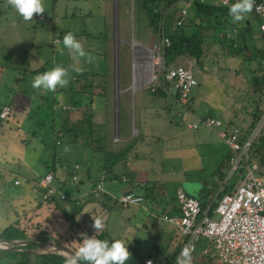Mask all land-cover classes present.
<instances>
[{
	"label": "rangeland",
	"instance_id": "1",
	"mask_svg": "<svg viewBox=\"0 0 264 264\" xmlns=\"http://www.w3.org/2000/svg\"><path fill=\"white\" fill-rule=\"evenodd\" d=\"M43 5L44 19L39 21L33 14V21L25 22L6 3H0V106L4 104L10 109L8 117L0 122V229L18 218L26 220L23 216L28 218L30 226L45 219L41 228L44 226L50 236L54 228L60 227L57 211L52 208L33 210L38 194L32 188L33 183L25 181L41 174L42 163L49 157L40 142V116L53 104L67 107L72 104L71 116L91 123L93 134L101 136L100 141L94 143L101 147V152L87 157L82 150L84 160L93 158V161L91 176L85 180L87 186H80L76 195L84 202L76 214L77 221L94 231L92 220L100 218L110 237L123 239L140 254L151 256H156L150 248L155 243L161 259H167L179 238L176 233L175 239L166 235L174 229L162 220L165 203L161 199L168 194L167 201L176 205L171 197L175 182L190 179L192 189L202 191V196L194 191L196 197L207 201L204 194L210 186L218 192L226 179L229 184H237L242 178L239 171L229 176L228 164L227 167L224 164L229 150L216 134L190 130L186 124L193 116H209L233 121L241 129L243 139L254 131L262 115L252 122L254 98L249 80L262 71L254 57L255 50H262L257 30L261 17L249 12L244 21L233 23L228 15L218 16V20L226 18L233 27L228 37L234 38L238 47L233 50L237 55L229 56L230 51L234 53L230 48L211 43L206 52L207 61L201 68L194 70L192 62L187 61L185 67H191L197 85L190 92L189 103L181 105L173 83L165 87L166 93L160 97L147 91L152 85L150 77L155 74L151 66L153 51L146 39L150 33L145 23L138 21L136 11L132 12L127 0H43ZM180 5H176L177 10ZM70 14L73 17H69ZM203 29L206 34L212 32L215 36L224 31L222 26ZM68 31L92 57L90 61L80 58L82 71L79 73L72 70L74 61L66 50H59L62 45L57 43ZM57 65L68 68L67 86L53 92L32 88L31 81L37 73ZM81 85L83 90L78 94ZM107 87L111 95L105 94ZM117 136L127 140L120 142ZM263 140L264 124L256 133L251 150ZM120 147H124L125 152L114 153L119 152ZM104 151L108 163L122 157L130 163L139 157L135 163L141 167L146 160L150 161L148 172L141 174L151 180L162 176V181L155 185L156 203L150 191L143 189L137 193L142 196L141 204L116 207L110 213L95 202H86L89 182L96 179ZM250 152L248 158L256 161ZM16 180L18 183L14 184ZM162 182L170 185L165 187ZM103 188H111L118 198L126 184L103 183ZM61 191L67 200L73 196L65 189ZM51 241L49 237L43 243ZM203 250L208 256L214 253L211 242L201 238L196 244V257L202 256ZM37 251L49 249L40 246ZM144 258L151 260L148 256Z\"/></svg>",
	"mask_w": 264,
	"mask_h": 264
},
{
	"label": "trees",
	"instance_id": "2",
	"mask_svg": "<svg viewBox=\"0 0 264 264\" xmlns=\"http://www.w3.org/2000/svg\"><path fill=\"white\" fill-rule=\"evenodd\" d=\"M232 2L233 0H229V5ZM127 4L128 6L131 5L132 12L135 13L136 11L138 21H143L147 26V30L150 33V36L146 37V39L149 47L151 48L158 41L157 36L160 29L159 24L163 19V30L170 41V45L163 51L162 61L165 72H167V70L172 67H185L187 61L192 62L191 67H193L194 69L201 68V66L207 61L206 52L208 51L209 46H212L211 43H216L224 48H230L234 53L230 51L229 56L237 55L233 49H236L238 46L236 45L234 38L228 37L230 36L229 33L232 31L233 27L227 22L226 18L222 20L223 22L217 19L219 18L218 16H227L228 6L214 5L208 0H203L202 3L199 0H127ZM178 4H181L179 10H177L176 8V5ZM182 7L185 8L186 15L183 17L182 25L180 27H174L172 23L174 19L180 14V9ZM164 13H166V15H164ZM211 17L214 18L213 22L210 21ZM220 26L223 27L224 31L220 33L219 36H215L212 32L206 34L203 29L207 28L206 30H214L215 28H219ZM245 30H247V27L245 28ZM261 41L262 50H255L254 57L258 59L256 63L262 71L260 75L251 76L249 80V90L251 92V96H253L254 98L251 101L253 109L251 118L253 123L256 122L264 112V42L263 40ZM223 51L225 53V49ZM168 84L169 83L166 82L165 87ZM104 91L107 95L110 90L107 87V89H105ZM147 91L154 97H160L166 93L161 87L155 84L150 85ZM80 92L81 90L79 88L78 94H80ZM102 97L105 98V96L103 95ZM78 103L79 101L76 100V104ZM89 103H91L90 99ZM3 106L5 105L2 104L0 106V110ZM73 109L74 108L72 107V104L70 105V107L53 104L47 111H45V114L40 116V135L42 134L40 142L43 145L44 151L48 154L49 157L42 163V173L38 174V176L36 177H31L32 179L30 180L27 179V181H25L26 183H33L32 188L34 192L38 194V203L33 208V210H39L40 208H52L54 211H57L59 213V217L61 218L59 222L60 227H53L54 229L53 231H51L53 235L50 236L48 234L49 231L44 229V226L43 228H41L45 219H43L42 223L36 222L32 223L33 225L30 226L27 225L29 222L28 218L26 216H23V218L26 219L24 220L25 222L21 218H18L1 228L0 239H38L45 242L50 237L53 242L65 243L71 246L75 251L78 247V233L83 232L88 234L89 236L93 234V230H88L86 227L82 226L76 219V214L79 213L84 204L83 199L77 197L76 195H78V192L80 191V186H87V178L91 176L90 166L93 158L84 160L85 156H83V153H85L86 156L89 157L92 154L94 155V152H101V147L99 148L96 146V144H94L100 141L101 136L93 134L91 123H84L83 121H80L78 117H72L70 111H72ZM222 122L224 124V127L236 126V124L231 120H222ZM250 126L252 128V123ZM253 144L254 143H252L251 147L253 146ZM80 150L81 152H79ZM82 150L84 151L83 153ZM121 151L125 152L124 147H120V151L118 152L116 150L114 151V153L118 154L121 153ZM105 152L106 151H104V155ZM111 152H113V150L109 151V153ZM250 154L259 163V170L256 172V174H263L264 140L259 144V146L254 145ZM122 158V160L118 159L116 161L108 163V161L106 160V155L102 156L101 171L105 172V178L103 182H110L112 180L115 182L125 183V178L120 177V175L115 173L114 171V168L118 163L122 164L123 169L125 168V162L127 160L126 157ZM230 158L231 154L229 153L224 163L226 167ZM248 160L250 159L248 158ZM86 163H88L89 165H87ZM75 165L78 166L77 169L74 168ZM238 171L239 174L243 173L242 168L238 169ZM46 173H51L53 175V184L59 192L64 194V192H62L61 190L65 189L71 192L73 196L70 195V198H68V200H61L59 196L55 194L47 199H41L40 195L42 194L43 189L38 186V182ZM74 174H76L77 179L75 181H72L71 178ZM82 175H85V178ZM99 178L100 177L89 182V197L86 202L97 203L98 206L101 207V209H104L107 213H110L116 207H123L118 201L121 195L118 198L113 197L109 192L104 190L103 182L102 192H100L97 196L93 194L92 190L98 183ZM224 182L225 183L221 187V190H219L218 192L214 191L212 187H209V190H207L204 194L205 198H208L207 201H205L203 198L195 197L198 200L200 208L202 210H204L208 205H210V208L213 209L217 205L220 197L225 193H229L233 189L235 182L230 184L228 183V180H225ZM166 213L167 215L178 214V208L172 207V210H167ZM35 215L37 216L38 214L35 213ZM97 237L101 239H113L107 234L105 229L98 233ZM178 238L179 239H177L175 249L172 250L170 256L167 259H161V253L158 251L159 248L155 243L152 244L150 248L156 256H151L149 254H140L135 248L127 245L126 247L130 252L131 257L128 261H126V264H143L145 256L151 258V262L153 264H175V258L182 250L184 242L179 236ZM17 248V250L0 249V264H64L65 260L67 259L66 257L57 253L41 254L37 251L38 249H40V246L36 244H27L25 246ZM195 252L196 247L194 252L190 254V256L193 257V260H191V264H215V257L213 255H202L196 257Z\"/></svg>",
	"mask_w": 264,
	"mask_h": 264
},
{
	"label": "built area",
	"instance_id": "3",
	"mask_svg": "<svg viewBox=\"0 0 264 264\" xmlns=\"http://www.w3.org/2000/svg\"><path fill=\"white\" fill-rule=\"evenodd\" d=\"M199 1L203 2V0ZM208 1L214 5L229 6V0ZM253 14L261 17L257 30L264 42V0H255ZM185 15L186 10L182 8L173 21L174 27L182 25ZM163 25L162 19L159 24L158 41L152 47L151 66L155 74L150 77L151 84L165 91L166 82L173 83L179 103L185 105L192 88L197 85V80L191 67L176 66L169 68L167 72L164 71L163 51L170 45V41L163 30ZM9 113V107L3 106L0 110V120L6 119ZM263 124L264 112L247 139L242 138L239 127H224L222 120L215 117L197 118L189 125V128L193 130L199 127L213 130L223 141L231 154L228 161L229 176L238 169H243L240 182L235 184L229 193L223 194L213 209L208 205L202 210L196 198L187 195L181 188L175 191L174 198L178 214L163 215L162 220L175 228L178 236L184 241L182 249L189 248L190 254L194 252L197 242L203 238L212 244L215 264H264V173L256 174L259 170L258 164L248 160L250 147ZM77 167V165L74 166L75 169ZM104 178L105 172L101 171L99 181L92 190L95 196L102 192ZM71 179L75 181L76 174L72 175ZM53 182L51 173H46L39 180L38 186L43 189L41 199H47L55 194L61 200L67 199L56 189ZM17 183L14 181V184ZM118 201L123 207H127L141 204L142 197L130 192L122 194ZM201 254L205 256L208 253L203 250ZM148 261L151 260L144 259L143 264H147Z\"/></svg>",
	"mask_w": 264,
	"mask_h": 264
},
{
	"label": "clouds",
	"instance_id": "4",
	"mask_svg": "<svg viewBox=\"0 0 264 264\" xmlns=\"http://www.w3.org/2000/svg\"><path fill=\"white\" fill-rule=\"evenodd\" d=\"M0 3H6L25 22L33 21L34 13L36 15L42 12L45 13L43 0H0ZM254 3L255 0H233L227 8V15L230 17L231 22L244 21L247 14L252 10ZM57 43L62 45V49L59 50L62 52L66 50L74 61V65L71 67L76 73L82 71L79 67L80 58H85L86 61L92 59L71 31L60 36ZM67 84L68 68L59 65L37 73L31 81L33 89L47 92H53L57 88L67 86ZM91 227L94 229L92 235L89 236L83 232L77 234L79 237L78 247L74 253L66 254L67 259L64 264H126V261L131 257L126 247L128 243L123 239L98 238L97 234L105 229V224L100 218L92 220ZM175 261L176 264H191L189 248L182 249ZM147 264H151V261H148Z\"/></svg>",
	"mask_w": 264,
	"mask_h": 264
},
{
	"label": "crops",
	"instance_id": "5",
	"mask_svg": "<svg viewBox=\"0 0 264 264\" xmlns=\"http://www.w3.org/2000/svg\"><path fill=\"white\" fill-rule=\"evenodd\" d=\"M34 15H35V17H36V19L37 20H39V21H41L42 19H44L45 18V16L43 15V13H41V14H39V15H36L35 13H34ZM69 17H73L72 16V14H70V16ZM261 38V37H260ZM262 39V38H261ZM190 63V62H189ZM195 70V69H194ZM73 81H76V79H74V77H73ZM109 86H111V84L109 85ZM81 87V89L80 90H83V86L81 85L80 86ZM109 90H111V89H109ZM109 93H110V91H109ZM110 95H111V93H110ZM178 100V99H177ZM188 105V104H187ZM6 106V105H5ZM63 106H65V105H63ZM188 108V107H187ZM204 118L203 116H199V117H196V116H193V120L192 121H190V122H187V124H186V126H187V129H190V130H193V129H191V128H189V125L191 124V123H193V122H195L196 121V119L197 118ZM206 117H208V116H206ZM216 118V117H215ZM218 119H221V118H218ZM223 120V119H222ZM198 129H201V130H205V131H208V132H210V133H214V131L212 130V131H210V130H207V129H205V128H203V127H199ZM195 130H197V129H195ZM247 133V132H246ZM215 134V133H214ZM116 139L117 140H119L120 142H124V141H126L127 140V138H124V139H119V137L117 136L116 137ZM115 139V141H117ZM129 139V138H128ZM134 158V157H133ZM133 158H130V160H132ZM137 159H139V157H136L135 159H133L130 163H128V161H126L125 162V168L123 169L122 168V164L121 163H118L117 165H116V167L114 168V171H115V173H117V174H119L120 175V177H124L125 178V184H126V189L125 190H123V193L122 194H125V193H134L135 195H137V196H140V197H142L141 195H139V194H137L138 193V190L139 189H143V190H149L150 191V193H151V195L153 196L152 198L154 199V203H156V196H157V193L155 192V190H156V183L159 181H162V176H157V177H159V178H157V179H154V180H151V179H147V178H145V176L144 175H142L141 173H147L148 172V167H149V165H150V161H147L146 160V162H144V164H143V166H141V167H138V165L135 163L136 161H137ZM148 162V163H147ZM253 162H255V163H257V164H259L257 161H253ZM228 164V163H227ZM98 170L96 171V174H95V177H96V179H98V177H100L99 175V173H100V171H101V164L99 163L98 164ZM150 170V169H149ZM170 171H172V169H169ZM168 172V171H167ZM173 172V171H172ZM173 174H174V172H173ZM178 184H177V183ZM175 182V184H176V186H175V184H174V187H172V195H171V197H172V200H174L175 201V198H174V194H175V191L177 190V189H183L184 190V192L186 193V194H189V195H191L192 197H196V194H197V192H194V191H199L198 192V194L199 195H201L202 196V191L201 190H193L192 188H193V185H192V183H190V179H178L177 181ZM103 183H109L110 185L111 184H113V183H115V181H108V182H103ZM162 184H163V182H162ZM165 187L166 186H168V185H170V183L169 184H163ZM207 188V187H206ZM210 188H211V186H210ZM213 189V188H212ZM105 191H107V192H109L113 197H115V191H112L111 190V188H108V189H104ZM207 190H209V189H207ZM122 194H120V195H122ZM167 196V197H166ZM166 196L163 198V199H161V201H164V203H165V205L163 206V215H167V210L168 211H171L172 210V207L173 208H175V207H177V204L175 205V204H170V201H167V199L169 198V196H168V194H166ZM159 197H161V194H159ZM116 198V197H115ZM167 198V199H166ZM176 202V201H175ZM156 205V204H155ZM167 209V210H166ZM175 210V209H174ZM165 211V212H164ZM166 213V214H165ZM173 215H177V214H173ZM169 216V215H168ZM173 229L174 230H172V231H174V232H171L170 234H166L168 237H171V236H173V238L172 239H175V233H176V230H175V228L173 227ZM177 234V233H176ZM213 254V253H212Z\"/></svg>",
	"mask_w": 264,
	"mask_h": 264
},
{
	"label": "water",
	"instance_id": "6",
	"mask_svg": "<svg viewBox=\"0 0 264 264\" xmlns=\"http://www.w3.org/2000/svg\"><path fill=\"white\" fill-rule=\"evenodd\" d=\"M253 14V8L250 11ZM27 244H36L39 246H44L47 247L49 249V251L47 252H39L41 254H47V253H57L60 255H64L62 252H66V253H74V249L65 244V243H56V242H47V243H43V242H37L35 240H3L0 239V249L1 250H13V249H18L17 247H21V246H25Z\"/></svg>",
	"mask_w": 264,
	"mask_h": 264
},
{
	"label": "bare ground",
	"instance_id": "7",
	"mask_svg": "<svg viewBox=\"0 0 264 264\" xmlns=\"http://www.w3.org/2000/svg\"><path fill=\"white\" fill-rule=\"evenodd\" d=\"M150 65V64H149ZM17 181V180H16ZM95 188V187H94ZM64 255H66V254H68V253H66V252H62Z\"/></svg>",
	"mask_w": 264,
	"mask_h": 264
}]
</instances>
